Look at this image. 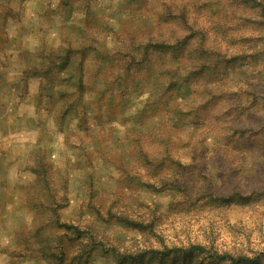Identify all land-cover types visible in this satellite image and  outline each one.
Wrapping results in <instances>:
<instances>
[{"label":"rangeland","instance_id":"374dc122","mask_svg":"<svg viewBox=\"0 0 264 264\" xmlns=\"http://www.w3.org/2000/svg\"><path fill=\"white\" fill-rule=\"evenodd\" d=\"M188 1L0 0V264H264V25L242 17L264 0H235L224 29ZM194 19L228 61L182 81L189 48L149 43ZM146 152L166 159L157 189ZM39 234L44 256L24 243Z\"/></svg>","mask_w":264,"mask_h":264},{"label":"trees","instance_id":"16d2710c","mask_svg":"<svg viewBox=\"0 0 264 264\" xmlns=\"http://www.w3.org/2000/svg\"><path fill=\"white\" fill-rule=\"evenodd\" d=\"M176 2H178L179 0H175ZM235 0H192V4L196 5L197 7H205L207 9V19L208 20H212L213 23H215V25L220 28V29H224V28H228L230 27L227 23L235 16H237V14L233 11V9L231 8V5H233V2ZM189 1L185 0V5H187ZM262 14H264V6H262L261 8ZM261 13L259 12V10H254V8H252V10L248 13L243 15V20L245 19H250L252 20V22L255 25H260L263 26L264 25V20H262L260 18ZM203 21V20H202ZM198 20L194 19L192 22H187V26L190 29L189 32H185L184 35L179 36V34L177 32H174L171 36V38L173 39L172 42L170 44H167V42H165L166 39L162 40L160 43H149V46L152 45H157V47L159 49H164L165 51L170 50L171 55L174 56L173 60H178V56L180 53H182L184 50H186V47L189 48V50H187L189 57L186 59L187 61L184 62L183 65H170L169 66V71L173 72L175 75H180V77L182 78V81H188V77L186 76L187 70L196 66H200L202 69L200 71L197 72L198 76H204V74H206L207 71V67L206 64L208 61H213V66L217 67L218 63L220 65H222V63H224L225 61H228L227 55L226 53H220L217 50H208L207 45H206V38L202 37V38H198L197 34L195 33L196 29V25H198ZM242 40L243 45H246V43L248 42L249 37L246 36H242L240 38ZM148 45H144L143 46V54H149L148 52L150 51V49H147ZM244 48H242V50H238L235 57H240V55H242L241 53H244ZM124 52V51H123ZM58 56H60L58 54ZM173 62V61H172ZM175 82H171V85H174ZM232 137H230L229 141H231ZM163 142L169 143L170 140L169 138L166 139H162ZM248 141V139L243 140V143H246ZM139 142V141H138ZM238 143V140L237 142ZM166 155H168L169 159H172V161L175 162H179L180 160H173V156L172 154L167 151ZM144 159V163L142 165L141 168L144 169V171L146 173H149L150 175H152L153 177H155V180H153L152 182H148L149 184H147V187H151L152 189H157L159 188L160 185H162V183L164 184L166 182V180L164 181L163 177H161L160 175H162L161 173H163L162 171L165 170L166 165H165V161L166 159H164V157L158 158V157H152L150 156L147 152L143 153V155L141 156ZM179 158V157H177ZM142 172L138 171V174L135 172H127V176L130 178L131 181H135V183L137 184L138 181L140 180L141 184L144 183V180L141 177ZM157 177V178H156ZM39 182H43L46 183V180H44V178L39 177ZM48 183V181H47ZM159 183V186L158 184ZM179 187V186H178ZM179 188H183V186H180ZM49 190V188L47 189V191ZM182 191V189H180ZM49 200H55L56 197L54 195H49ZM43 208L45 210H48L49 207L46 204H43ZM122 217L119 216L118 219ZM127 219H129L128 217H125ZM54 227H57L58 229L63 231V235H67L69 233L72 234L70 236L71 240H75V239H79L80 237L84 236L86 232L85 229L81 228V225L79 223H71V222H67L62 220L61 215L59 212H57L54 216ZM125 220V219H122ZM132 221V219H129ZM127 221V220H125ZM129 223V222H127ZM131 225H135V226H139L142 227L143 224L142 222H137V223H133ZM90 236L93 237V235L90 234ZM60 237L58 240L63 241L64 238H62L63 236H58ZM51 239H55L53 236L52 238H49L48 240ZM46 239L41 238L40 234L36 235V236H31L28 238H25L24 243L25 245L28 247L29 250H31L34 253H37L38 255H45V245H44V241ZM207 248L203 245H199V244H195L192 245L190 248H188L187 250L184 251H188L190 253H194V252H204L206 251ZM175 250H171V249H166L164 251H160V253H165L168 254L170 252H173ZM53 254L52 256L56 258L57 254L53 251H51ZM159 252V251H158ZM65 251L62 249V255L60 254L58 260L59 261H63V256H64ZM221 258L223 259H227L230 261V264H239L240 262L246 261V262H251L254 260V258H248L247 256H242V255H234L231 254L229 252H225L223 254L220 255Z\"/></svg>","mask_w":264,"mask_h":264}]
</instances>
